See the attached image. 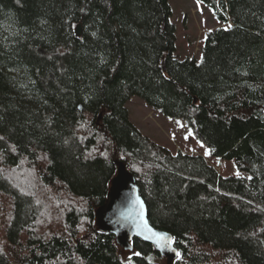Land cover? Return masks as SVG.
Segmentation results:
<instances>
[{
  "label": "trees",
  "instance_id": "obj_1",
  "mask_svg": "<svg viewBox=\"0 0 264 264\" xmlns=\"http://www.w3.org/2000/svg\"><path fill=\"white\" fill-rule=\"evenodd\" d=\"M199 1L230 21L205 34L200 62L175 54L168 0H0V167L25 163L40 186L0 172V264H160L151 244L125 251L96 226L115 161L173 236V264H264V0ZM134 96L249 177L143 135ZM37 193L72 200L62 231L44 228Z\"/></svg>",
  "mask_w": 264,
  "mask_h": 264
},
{
  "label": "rangeland",
  "instance_id": "obj_2",
  "mask_svg": "<svg viewBox=\"0 0 264 264\" xmlns=\"http://www.w3.org/2000/svg\"><path fill=\"white\" fill-rule=\"evenodd\" d=\"M168 3L172 10L170 21L176 29L175 54L180 60L196 59L200 62L202 60V47L205 34L220 27H228L230 21L227 24L219 22L212 9L205 6L199 0H168ZM125 106L128 110L131 123L143 135L167 148L171 153L176 154L181 152L202 156L224 178L249 177L247 173L238 169L234 160L213 157L209 148L196 139L194 133L184 120L166 117L149 107L136 96L130 98ZM21 165L22 168L20 166L18 171L3 173L0 167V172L5 175L6 179L11 181L13 186H17L16 188L22 186L24 189L26 188L25 191L27 193L34 194L32 190H37V186H39L38 182L37 180L36 183L34 182L32 170H27L29 168H26L25 163ZM37 192H40V190ZM36 196L39 198L43 214L51 211L54 216L52 220L47 221L48 223L44 228H47L49 233L62 231L64 227L61 215L65 210V205L72 203V200L59 196L60 203L58 207L56 202L53 203L52 199L47 200L44 194L37 193ZM43 214L42 216L45 215ZM159 263L166 264V260L161 257Z\"/></svg>",
  "mask_w": 264,
  "mask_h": 264
},
{
  "label": "water",
  "instance_id": "obj_3",
  "mask_svg": "<svg viewBox=\"0 0 264 264\" xmlns=\"http://www.w3.org/2000/svg\"><path fill=\"white\" fill-rule=\"evenodd\" d=\"M76 35H81L80 25L76 27ZM115 164L117 172L111 180L105 203L95 211L97 228L114 235L117 244L125 251L133 249L131 246L133 238L141 239L151 244L166 260V264H173L178 256V249L173 244V236L151 226L147 206L140 195L134 175L127 170L123 162L115 161ZM153 233L167 239L158 242Z\"/></svg>",
  "mask_w": 264,
  "mask_h": 264
},
{
  "label": "snow or ice",
  "instance_id": "obj_4",
  "mask_svg": "<svg viewBox=\"0 0 264 264\" xmlns=\"http://www.w3.org/2000/svg\"><path fill=\"white\" fill-rule=\"evenodd\" d=\"M142 207V205H141ZM145 228H147V225L145 224ZM148 231H151V229H148ZM153 236H156L157 237V241L160 242L162 240H166L167 238L166 237H163V236H159L158 234L156 233H153ZM136 255H139V253H136Z\"/></svg>",
  "mask_w": 264,
  "mask_h": 264
}]
</instances>
